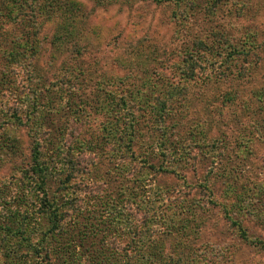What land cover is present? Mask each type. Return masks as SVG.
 Masks as SVG:
<instances>
[{"label": "rangeland", "instance_id": "1", "mask_svg": "<svg viewBox=\"0 0 264 264\" xmlns=\"http://www.w3.org/2000/svg\"><path fill=\"white\" fill-rule=\"evenodd\" d=\"M79 1L91 10L87 22L90 21L91 26L97 24L100 38L96 39L87 30L89 46L80 59L87 63L100 57V65L101 55L105 57L104 66L92 74L89 85H95L93 81L102 70L138 77H125L126 82L132 84L122 86V93L126 107L137 109L134 113L142 121L139 124L141 135L137 139L143 144L135 148L132 162L118 173L115 157L111 154L112 146L98 131L99 120L91 107L85 103L84 112L79 116H66L67 128L58 147L70 145L68 154L81 170L79 172L78 166L79 174L66 191L53 185L49 190L67 193L62 208L65 221H75L78 229L85 232L80 256H75V260L65 258L71 263L74 261L72 264H264V249L245 245L236 230L229 227L224 218L225 214L232 216L227 211L229 205L222 208L216 203H205V195L209 193L214 199L225 201L220 196L223 186L220 178L208 172L210 149L192 150L191 158L181 162L178 168L174 166L176 159L163 158L162 163L174 167L177 173L155 174L137 160L144 156L151 162L162 159L158 149L159 134L147 135L150 123L145 121H151L149 106L157 92L149 91L146 84L162 85L154 87L155 90L177 84L184 87L179 134H188L191 129L201 130L204 134L199 145L215 141L217 150L222 149L226 155L235 143L252 139L249 142L252 155L248 156L244 170L248 179L264 181V138L257 132L259 128L264 134V126L260 128L264 121V110L260 108L264 101V0H213L215 4L212 0H184L178 5L174 0H117L119 5L116 6L102 2L107 6L105 9L92 7L96 0ZM6 29L11 31L9 35L16 31L13 26ZM38 35L42 37L38 50L48 54L51 50L47 43L49 26ZM111 38H116V43ZM194 39L213 47L212 52L203 54L205 62L227 57L225 63L218 65L220 69L225 66L223 75H228L227 78L218 76L206 82L195 77L183 78L189 60L187 49L192 47ZM2 46L0 44V48ZM157 59L163 61L157 63ZM140 61L143 65L138 66ZM141 68L151 71L149 79L144 80L146 84L141 80ZM5 78L14 82L8 86L15 89L14 75L6 73ZM6 87V83L0 82V133L8 134L6 140L0 138V192L6 195L7 200L2 201L7 212L23 215L29 211L32 214L38 195H31V178L24 170L29 165L30 137L34 131L24 124L26 118L17 111L15 104L21 103L25 94L22 104L28 106L33 95L22 91L17 98L8 96ZM229 91L237 96L233 101L225 105L214 102L213 97ZM259 92L263 93L262 100L256 97ZM178 96L180 101V94ZM22 104L21 109L25 111ZM3 107L11 110L5 114ZM52 118L54 122L63 119L59 115ZM147 138L151 139L149 148L143 146L148 143ZM88 143L90 146H86ZM10 153L16 154L9 157ZM65 153L67 150L52 152L48 156L50 163L61 161ZM215 166L218 164L211 166L212 169ZM119 194L123 198L116 202ZM69 202L71 206L67 207ZM34 217L29 225L41 232L46 220L40 215ZM182 222L187 227L186 235L179 228ZM174 223L175 228L171 226ZM242 224L249 233L264 240V226L259 218H243ZM75 230L70 231L71 236ZM57 241L58 238L55 243ZM19 249L20 257L13 258L12 262L4 256L0 243V264H33L34 254L25 255L24 249Z\"/></svg>", "mask_w": 264, "mask_h": 264}, {"label": "trees", "instance_id": "2", "mask_svg": "<svg viewBox=\"0 0 264 264\" xmlns=\"http://www.w3.org/2000/svg\"><path fill=\"white\" fill-rule=\"evenodd\" d=\"M174 1L175 5H178L184 0ZM96 2H92V7L97 6L105 9L109 5H119L117 0H96ZM102 2L107 6L104 7ZM211 3L215 4L213 0ZM90 12L91 10L79 0H0V44L5 46L0 48V82L7 84L8 96L17 98L22 91V93L33 95L28 106L22 104L26 96L23 94L25 96L22 95L21 103H16L15 107L17 111L22 112L23 118H26L24 124H28L34 131L30 137V161L24 172L31 178V195L33 193L38 195L36 208L34 205L32 214L26 211L20 215V212L6 211V204L2 201L7 200L6 195L4 197V193L0 192V243L4 249V256L11 260L20 257L18 253L19 248L22 247L25 255L34 254L33 264H72L74 261L69 262L65 256L75 260V256H80L81 249H84L83 232L85 231L78 229V224L75 221H65L62 212L67 193L54 190V192H50L49 190L53 185L57 189L66 191L73 178L79 174V164L74 162L72 156L68 154L70 145L66 148L58 147V142L63 140V134L67 128L66 116L68 114H72V117L79 116L84 112L85 103L91 107L93 113L98 117L97 121L99 120L96 124L98 131L112 146L111 154L115 157V169L118 170V173L125 169L123 166L132 162L135 148H140L143 144L137 139V136L141 135L139 124L142 121L134 113L137 109L130 105L126 107L125 94L122 93V86L127 83L132 84L126 82L125 77L134 79H138V77L131 76V73L123 75L112 70H102L93 81L95 85H89L92 74L96 70L99 71V67L102 69L104 66L103 59L105 58L104 55H101L103 58H101L100 65V57H94L87 63H82V59H80L89 46L86 37L87 30L93 33L96 39H100L97 24L91 26L90 21L87 22ZM10 26L16 29L12 35H9L11 31L6 29ZM45 26H49L50 31L47 43L50 44L52 51L49 50L48 54L46 51L38 50L42 42V37H39L38 34L44 30ZM78 28L82 30L78 31ZM115 39H112V42L116 43ZM198 40L200 39H194L193 48L187 49L189 60L183 70V78L192 79L195 77L202 82L210 81L218 76L227 78L228 75H223L225 66H222V69L218 67L220 62L221 64L225 63L227 57H223V59L219 57L217 61L212 58L210 63L205 62L203 54L212 52L213 47L207 45L203 40ZM135 54L138 56L137 52ZM42 55L46 56L41 57ZM60 56L61 60H58ZM148 60L154 61L153 58H148ZM161 61L163 60L157 59V63ZM141 65L143 63L140 61L138 66ZM140 71L142 72L141 80L143 84H146L144 80L149 79L151 71L144 68H141ZM6 73L14 75V85L19 88H9L8 84L12 86L14 82L6 79L12 78L10 76L5 78ZM137 76L140 77V73ZM156 86L162 85L146 84V88L151 92H157L154 94L157 95L153 97V103L149 106L152 115L151 121H145V123H150L147 134L149 137L151 133L154 134L153 136L159 134L158 149L162 159L151 162L144 156L137 160L155 174L177 173L174 167H167L162 163L163 158L176 159L174 166L177 167L181 162L191 158L192 150H200L202 147L210 149L208 158L210 164L211 166L218 164V166H215L214 169L210 166L208 172L220 178L219 181L223 185L220 189V196L225 201H218L209 193V195H205V203H216L222 208L228 204L227 211H230L232 216L225 214L224 218L228 221L229 227L236 230L245 245L256 247L259 250L264 249V240L249 233L242 224L243 218L254 220L259 218L264 226V181L248 179V174L244 170L247 166L248 156L252 155L249 143L252 139L248 138L235 143L228 149L230 153L226 155L222 149L217 150L215 141L199 145V139L203 141L204 134L201 130L194 132L191 129L188 134L182 136L178 130L181 129L182 124L181 90L184 87L172 84L164 90H155ZM178 94H180V101ZM262 95V92L256 93L257 99L262 100ZM145 97L146 94L144 101H146ZM235 97L237 96L229 91L213 98L214 102L225 105L227 102L233 101ZM40 100L45 101L40 102ZM21 104L26 108L25 111L21 109ZM262 104L260 108L264 110V101ZM3 108L5 114L11 110L10 107ZM11 112L14 113L13 110ZM56 115L63 119H56L54 122L52 117ZM20 117L22 118V116ZM50 117L51 121H49ZM21 118L17 117V119ZM261 126H264V121L260 128ZM257 132L264 138V134L260 132L259 128H257ZM0 138L1 141H4L8 138V134L3 131L0 133ZM147 140L148 143L143 146L149 148L152 145L150 144L151 139L147 138ZM217 142L221 144L219 140ZM86 146H90V144L88 143ZM59 150H67V154L61 156V161L50 163L48 156ZM15 154L10 153L8 156L12 157ZM150 156H152L151 152ZM80 170L79 166V172ZM74 198L76 197L73 196ZM122 198L123 196L119 194L116 196V202ZM227 200H230V203L226 202ZM69 204L70 202L67 207L71 206ZM107 207L109 209L108 205ZM34 212L35 215H40L42 219L46 220V226L41 232L33 230L29 225L35 219ZM104 213L107 214L108 211H104ZM31 218L32 221H27ZM181 224L179 225L180 231L186 235L187 227L183 225V222ZM171 226L176 227L175 223ZM74 228L76 230L71 236L70 231ZM57 238L58 241L55 243ZM10 259H7L9 263ZM61 259L62 262H60ZM12 262L14 261L12 260Z\"/></svg>", "mask_w": 264, "mask_h": 264}]
</instances>
